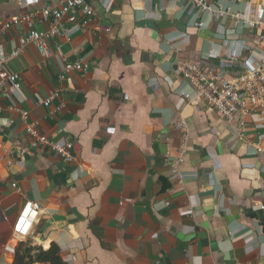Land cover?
<instances>
[{
	"label": "crops",
	"instance_id": "0c3cea01",
	"mask_svg": "<svg viewBox=\"0 0 264 264\" xmlns=\"http://www.w3.org/2000/svg\"><path fill=\"white\" fill-rule=\"evenodd\" d=\"M62 2L24 7L0 0L4 50L30 29L46 31L40 8ZM90 2L95 14L83 28L72 30L64 20L50 39L53 56L44 60L28 43L11 61L25 99L0 92L2 264H12L15 246L26 239L44 249L55 243L67 264H264V164L253 152L256 134L264 147V121L249 119L247 137L239 140L234 124L196 99L176 72V62L189 59L232 77L249 54L241 42L256 55L264 52V28L244 27L230 16L209 18L186 0ZM207 2L247 17L264 15V0ZM18 15L28 18L2 28ZM196 21L206 27L193 26ZM225 50L237 60L226 65L213 55ZM78 59L87 70L59 80L62 63ZM53 92L49 106L36 102ZM24 109L41 133L73 142L76 163L44 145L20 154L30 140ZM180 117L188 128L182 182L164 162L179 154ZM28 200L41 211L29 234L19 237L12 227ZM161 201L168 205L156 204Z\"/></svg>",
	"mask_w": 264,
	"mask_h": 264
},
{
	"label": "built area",
	"instance_id": "2783aa9c",
	"mask_svg": "<svg viewBox=\"0 0 264 264\" xmlns=\"http://www.w3.org/2000/svg\"><path fill=\"white\" fill-rule=\"evenodd\" d=\"M37 1L18 0L24 7L35 5ZM186 1L189 4L195 5L200 11L207 12L209 18L213 16H230L244 27L264 28V15L247 17L238 11L232 12L230 9H222L219 5L209 3L207 0ZM75 11L81 12L82 20H78ZM39 12L42 19L49 22V28L46 31L36 29L28 30L25 35L18 38L17 44L13 45L9 50H4L0 44V92L11 94L20 101L25 99V97L22 93L19 74L10 67L11 61L19 56L21 50L28 43H32L42 58L47 60L53 56V50L49 45V41L61 33V30H63L62 22L64 20L70 23L72 30H79L95 14L90 0H63L61 6L53 4L44 5L40 8ZM26 18H28V15L14 16L4 23L2 28L6 29ZM206 24V22L196 21L193 26L205 28ZM241 49L247 50L249 54L241 64V69L230 78L225 76L224 68L216 70L199 61L189 59H179L176 62V72L185 81L187 86L195 92L196 99L202 101L227 122L234 124L236 137L244 141L248 133L247 121L253 118H256L261 123L264 121V52L256 55L253 48L245 42H241ZM213 55L219 57L226 65L233 63L238 58V54L233 50H225L222 57L220 56V52H216ZM87 67V63L82 59L64 62L61 65L58 78L63 81L69 73L73 71L85 72ZM166 79L169 83L168 78ZM55 95L57 93L53 92L48 98L37 99L36 102L47 107ZM181 95L189 98L187 91H183ZM20 116L25 123L26 133L30 137L28 146L20 150L21 155L28 149L44 145L64 162L76 163V155L72 153V141L61 143L41 133L37 128L36 122L27 121L28 112L25 109L20 111ZM176 125L182 131V142L178 151L179 154L174 158L166 156L164 162L169 168V174L174 179L182 182L184 174L181 172L180 166L184 162L183 151L188 128L183 117L177 120ZM256 137L257 142L253 145V152L261 157L262 163L264 164V147L260 144L262 134H256ZM80 168L81 165L76 164L75 171ZM12 187L17 189L15 183L12 184ZM156 204L167 206L168 201H161ZM259 207L263 208L264 206L260 205ZM40 211V206L37 202L31 200L25 202L13 224V233L19 237H26L31 231L33 223L37 220ZM2 262L3 256L0 255V264ZM158 263V261L153 262V264Z\"/></svg>",
	"mask_w": 264,
	"mask_h": 264
},
{
	"label": "trees",
	"instance_id": "16d2710c",
	"mask_svg": "<svg viewBox=\"0 0 264 264\" xmlns=\"http://www.w3.org/2000/svg\"><path fill=\"white\" fill-rule=\"evenodd\" d=\"M12 264H67L61 257L60 248L51 243L47 249L33 244L31 240H22L14 248Z\"/></svg>",
	"mask_w": 264,
	"mask_h": 264
}]
</instances>
